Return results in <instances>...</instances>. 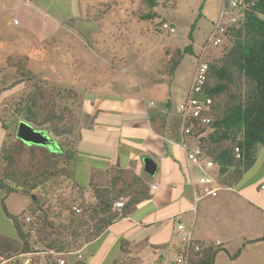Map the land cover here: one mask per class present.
<instances>
[{"label":"rangeland","instance_id":"374dc122","mask_svg":"<svg viewBox=\"0 0 264 264\" xmlns=\"http://www.w3.org/2000/svg\"><path fill=\"white\" fill-rule=\"evenodd\" d=\"M50 1L52 0H32V3H43L42 6H45ZM53 1L55 3L51 8L52 12L60 18L64 17V24L59 22L56 31H48L45 35L39 34L38 29L24 30L23 21L16 13L0 17V119L5 122L7 131L3 145L16 151L22 147L23 154L17 157L15 168L20 180H23L22 173L26 170H32L31 175L38 178L39 174L44 177V172L48 173L49 177L44 194L38 189H18L19 192L12 193L5 199L8 210L14 215H20V222L25 223L24 228H29L27 224L34 222L35 233L28 238V256H20L21 253H26L22 250L24 243L13 236L11 224L5 219L0 203V256H4L3 264H16L19 260H23V264H58L59 256L54 252L63 254L65 264H80L85 263V260L89 263L91 256L87 252L91 249L85 250L88 243L85 241V235L74 238L65 228L70 225V218L79 216L73 213L70 207L77 205L81 208V214L88 215L97 203L95 188L100 190L115 186L116 190H122L128 186L130 192L141 188L140 180L134 172L125 170L119 173L118 170L122 169L117 168L110 172L106 183L96 180L91 182L90 187H83L76 180L67 182L66 176L62 174L65 169L64 159L49 152L47 154L42 147L20 144L16 137L19 121L25 120L36 129L46 131L55 140L73 142L76 146L81 130L90 123V118L83 109L84 98L99 84H113L117 91L130 92L148 87L147 94L159 106L164 104L166 95H169V88L173 92V104L183 100L191 84L197 53L207 43L223 6V0H158L152 9L157 12V16L153 19H142L141 15L151 10L149 5L144 0H126L129 5L122 6L126 9L125 12L108 11L105 20H101L102 10H110L119 0H107L103 5L96 7V10L89 4L85 5L86 10L83 13L80 0ZM199 13H202L200 17ZM164 22L171 23L176 28L175 32L163 30L161 26ZM193 23H196L193 31L194 51L184 54L175 74H172L174 61L179 60L182 55L177 50H183L190 42L188 34ZM100 25L104 26L105 31H102L104 29ZM90 30L101 32L99 36H93ZM104 32L106 34L102 35ZM228 46L230 42L225 39L219 46H212L208 59L219 60ZM160 81L165 83L156 85ZM244 88L245 85H242V89ZM34 97L38 101L35 106L31 103ZM29 105L37 112L38 122L26 118ZM49 118L51 120H47ZM54 127L61 133L56 134L52 130ZM2 133L0 129V134ZM18 155L16 153V156ZM66 165L67 168L72 167L71 163ZM4 166L0 150V173ZM229 175L228 173L219 176V181L231 185L232 179ZM243 176L245 188L253 191L254 201L264 212V146L258 147L256 164L244 172ZM79 178H84L81 170ZM241 180L234 184L235 190L232 192L236 198L232 207L237 210L235 216L239 219L249 218L253 223L256 217L258 222L262 223L260 209H256V206L252 209L246 200L240 199L242 194L238 183ZM36 198L40 200L42 209L36 208L33 203ZM127 199L128 195L122 196L116 199L115 203L120 200L126 202ZM115 203L113 211H118L121 217L122 207H116ZM201 204L202 202L200 206ZM224 207L222 204L221 209L224 210ZM47 208L49 210L46 211ZM28 217L31 219L28 220ZM87 218L85 220L88 221ZM47 222H53L55 227L49 228L46 226ZM92 225L93 221H90L89 226ZM44 228L53 231L49 240L57 243L52 247L48 246L49 241L43 237L41 230ZM233 228H236L234 224ZM219 233L213 234V237L217 239L220 237ZM240 233L232 230L229 247L240 245ZM261 233L264 234V223L261 224ZM106 238L94 245L96 250L101 248ZM115 253H118V248L111 244L104 254L101 252L94 257L93 264H107V258ZM110 264L138 262L124 254Z\"/></svg>","mask_w":264,"mask_h":264},{"label":"crops","instance_id":"0c3cea01","mask_svg":"<svg viewBox=\"0 0 264 264\" xmlns=\"http://www.w3.org/2000/svg\"><path fill=\"white\" fill-rule=\"evenodd\" d=\"M80 1L82 13L86 10L85 5L89 4L96 10V7L107 2ZM54 3L52 0L42 6L43 3L35 5L32 0H0V17L16 13L23 21L24 30L38 29L39 34L45 35L48 31H56L59 22L64 24V17L60 18L52 12ZM123 5H129L128 1L119 0L110 10L103 9L100 19L105 20L108 11L125 12ZM100 27L105 31L103 25ZM98 30L90 31L93 36H99L101 31ZM105 34L104 32L102 35ZM164 83L165 81H160L156 85ZM106 84H99L96 89L88 92L83 101V109L90 118V123L81 130L77 143L76 181L83 187H90L91 182L96 180L106 183L110 172L115 168L130 170L147 184L149 197L141 200L130 213L120 217L99 237L86 244L85 250L91 249L87 252L91 261L87 263L85 260V263L93 264L95 256L101 252L104 254L111 244H115L118 253L112 257L110 255L107 264L124 254L133 257L138 264H170L181 247L180 232L177 229V224L181 222L192 228L194 238L204 246L211 243L215 245V242L220 241L219 247L222 249L217 253L214 264H264V234L261 233L264 212L254 201L253 191L245 188V183L242 182L244 176L238 183L242 194L240 199L246 200L252 209L256 206V209L261 210L259 214L262 215V223L256 217L253 223L249 218L239 219L235 216L237 210L232 207L236 198L232 192L238 181L231 185L219 181L223 188L216 196H206L195 201L194 191L201 189L202 185L198 182L192 184L186 151L181 144L185 140L193 148L197 145V140L181 133L176 110L179 101L172 103L171 88L164 104L159 106L147 94L148 87L130 92L124 90V86H120L124 91H117L113 84ZM188 92L189 89L184 98ZM0 126L3 131L0 134L2 147L7 131L1 121ZM145 156L152 157L158 164L154 175L144 172ZM79 170L84 173L82 179L79 178ZM154 184H157L155 189L151 188ZM222 204L225 206L224 210L221 209ZM5 219L11 224L13 236L21 242L13 220L6 213ZM233 224L236 228H233ZM232 230L241 232L242 241L237 247H229ZM217 233L220 237L215 239L213 234ZM104 237H107L106 241L96 250L94 245ZM239 249L240 253L232 257ZM3 262L4 256L1 255L0 264Z\"/></svg>","mask_w":264,"mask_h":264},{"label":"trees","instance_id":"16d2710c","mask_svg":"<svg viewBox=\"0 0 264 264\" xmlns=\"http://www.w3.org/2000/svg\"><path fill=\"white\" fill-rule=\"evenodd\" d=\"M144 1L151 10L142 14L141 18L153 19L157 16V12L152 9L157 5L158 0ZM241 13L243 16L240 25L230 27L226 31L225 40L230 42V46L223 51L219 60L209 59L206 91L213 99L210 110L212 122L204 130L194 132L195 137H198L197 142L205 154L219 166V176L229 173L232 184L239 181L244 172L254 165L257 160L258 147L264 146V0H244ZM201 15L202 13H199V17ZM195 27L196 23H193L188 34L190 42L183 50H177L182 55L179 60L174 61L172 74L176 72L184 54L194 51L193 31ZM242 85H245L244 89H242ZM31 103L33 106L38 104L36 97ZM32 105L27 107L29 114H25L26 118L38 122L37 112ZM18 112L22 113L21 110ZM54 114L57 117L55 112ZM0 121L6 128L5 122L1 119ZM56 129L58 128L56 127ZM56 129L55 127L52 128L56 134H60L61 132ZM17 139L20 144L25 146H39L44 148L47 154L49 152L53 155H59L65 161V166H63L65 169L62 170V174L66 176L67 182L76 180L75 163L78 150L77 145L75 146L73 142H65L64 140L62 142L53 138L54 145L51 146L30 144ZM16 153L19 155L16 156ZM22 154L21 146L17 151L5 145L1 149V157L5 166L0 173V203L6 215L13 220L18 236L24 243L23 252H27L30 247L28 238L31 236L34 222H29L27 224L29 228H24L25 223L20 222V215L11 214L8 211L5 199L10 194L19 192L18 189L23 191L38 189L44 194L47 191L46 184L49 177L48 173L44 172V177L39 174L38 178L31 175L32 170H26L22 173L23 180H20L15 173V168H17L18 163L17 157ZM68 163H71L72 167L68 166L67 168L66 164ZM118 171L119 173L124 172V170ZM138 180H140L141 188H136L132 192L128 186L122 190H116L115 186L100 188V190L95 188L97 203L88 215L87 213L83 215L82 212H76L73 209L74 205L70 207L73 213L79 214V216L70 218V225L65 226L70 232V236L78 238L85 235L86 242L99 237L120 218L119 212L113 211V208L115 200L122 196L128 195V199L121 208V217L130 213L136 204L149 197L147 184L140 177ZM33 203H35L36 208L42 209L38 198L34 199ZM47 210L49 209L47 208ZM86 218L88 221L85 220ZM90 221H93L92 226H89ZM46 226L55 227L53 222H47ZM41 231L44 234V239L49 241L48 246L52 247L57 243L49 240L53 231L45 228ZM221 249L219 245L207 244L201 252L192 258L191 264H214L216 255ZM239 253L240 249L232 257H236ZM16 264H23V260H19V263ZM80 264L86 263L81 262Z\"/></svg>","mask_w":264,"mask_h":264},{"label":"built area","instance_id":"2783aa9c","mask_svg":"<svg viewBox=\"0 0 264 264\" xmlns=\"http://www.w3.org/2000/svg\"><path fill=\"white\" fill-rule=\"evenodd\" d=\"M243 6L244 0H223L219 19L213 24V31L207 43L204 44L197 53L196 66L189 92L176 106L179 126L183 136H192L197 140L198 137H195L194 132L204 130V128L209 126L212 122L210 110L213 99L206 91V82L209 72L208 55L212 46L217 47L222 44L228 28L240 25L243 16L241 13ZM161 27L169 33H173L176 30V28L168 22H164ZM181 145L186 151L192 184L194 185L195 182H198L202 185L201 189H195L194 191L195 201L206 196H216L223 188V185L218 180L219 166L205 154L198 142L193 148L189 147L185 140L182 141ZM156 187L157 184L151 186L153 189ZM263 187L264 186H262V188ZM115 204L116 207L121 208L124 205V201L120 200ZM73 209L78 213L81 212V208L77 205H74ZM27 219L29 220L31 218L28 217ZM177 229L180 232L181 247L170 264H191L192 258L196 256L197 253L201 252L204 245L194 238L192 228H188L185 224L179 222L177 224ZM33 233H35L34 229L31 230V234ZM219 244L220 241L215 242V245ZM54 253L59 256L57 259L58 264H65L66 261L62 256L63 254L60 252ZM28 255L29 252L20 254L21 257H26Z\"/></svg>","mask_w":264,"mask_h":264},{"label":"water","instance_id":"95a60500","mask_svg":"<svg viewBox=\"0 0 264 264\" xmlns=\"http://www.w3.org/2000/svg\"><path fill=\"white\" fill-rule=\"evenodd\" d=\"M16 137L30 144L54 145V140L44 130L36 129L25 120H20L16 130ZM144 172L154 175L158 169L157 162L150 156L143 158Z\"/></svg>","mask_w":264,"mask_h":264}]
</instances>
